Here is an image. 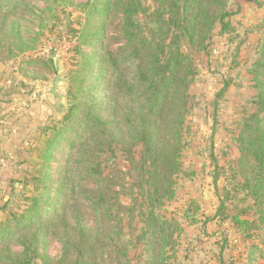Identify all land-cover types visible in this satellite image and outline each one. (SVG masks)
<instances>
[{
    "label": "trees",
    "instance_id": "obj_1",
    "mask_svg": "<svg viewBox=\"0 0 264 264\" xmlns=\"http://www.w3.org/2000/svg\"><path fill=\"white\" fill-rule=\"evenodd\" d=\"M15 1L0 0V13L7 14ZM145 1L90 0L82 6L84 23L78 36L60 17L70 0H53L49 6L41 27L46 31L60 27L79 44L75 48L79 60L68 74L71 103L61 119L50 120L48 115L30 136L31 142L18 130L25 119L13 124L18 114L8 113L0 129V153L11 150L12 138L28 147L27 159L17 164L24 167L17 181L20 188L0 206V264H55L44 251L38 253L40 238L57 227L65 229L69 216L79 227L78 240L70 247L77 255L71 264L177 260L182 228L170 206L177 198L182 154L188 146L190 88L197 75L194 60L207 51L217 24L221 33L226 32L230 14L222 9L225 0ZM216 7L217 16L211 13ZM113 13L121 15L125 39L116 51L100 42ZM81 45L90 52H82ZM262 45L264 40L257 51L264 59ZM258 65L251 100L255 111L239 124L236 168L221 187L214 215L216 222H228L251 242L245 247V264L264 260V81L258 78L264 64ZM31 109L35 115L46 108ZM64 145L53 179L54 153ZM114 148L127 154L134 175L132 184L119 185L120 190H115L118 185L102 160ZM217 180L218 175L214 184ZM85 185L95 188L92 196L85 193ZM80 198L90 202L94 229L81 226ZM198 209L194 205L191 216L182 214L190 225L198 223L194 218ZM13 244L22 252L13 253Z\"/></svg>",
    "mask_w": 264,
    "mask_h": 264
},
{
    "label": "rangeland",
    "instance_id": "obj_2",
    "mask_svg": "<svg viewBox=\"0 0 264 264\" xmlns=\"http://www.w3.org/2000/svg\"><path fill=\"white\" fill-rule=\"evenodd\" d=\"M52 1L16 0L14 8L7 14L0 13V129L8 113L11 116L18 114V120L14 119L13 124L17 126L20 119H25V125L19 126L18 130L22 129L30 142V136L39 130L48 115L50 120L62 118L49 106L41 88V83L52 77L49 61L59 69L69 109L68 74L79 60L75 53L78 40L59 31L60 27L52 31L41 27L47 20ZM141 1L146 4L145 0ZM88 2L90 0H70L71 6L60 16L70 23L73 36L79 35L84 23L82 6ZM222 6L223 11L230 14L226 32L221 33L217 24L207 51L194 60L197 75L190 88L193 105L187 118L188 146L182 154L183 172L177 178V198L170 206L182 228L177 260L173 264H245V247L251 243L228 222H216L214 215L221 187L230 180L232 170L236 168L239 153L235 137L239 124L255 111L251 103L255 95L253 78L260 73L258 62L264 64L257 51L264 40V0H225ZM219 11L220 7H216L211 13L217 16ZM121 24V15L113 13L100 37L105 48L116 51L124 44ZM248 27L254 31H248ZM79 48L84 53L90 52L84 45ZM261 49L264 51V45ZM258 78L264 81V74ZM35 106L46 109L30 114ZM27 148L16 149L18 161L27 159ZM64 149L65 145L58 148L61 152L54 153L50 171L53 179ZM102 160L105 172L118 185L115 190H120L119 185L132 184L134 175L123 150L114 148L104 153ZM23 168L13 165L8 156H0V206L11 198L12 193L18 192L20 184L17 181L23 175ZM216 175L218 180L214 184ZM84 189L91 196L95 191L91 185H85ZM49 196H53V190ZM78 204L82 228H96L90 202L80 198ZM194 205L199 207L194 215L198 223L190 225L182 214L191 216ZM76 229L79 227L69 216L65 229L57 227L52 234L40 238L42 247L38 253L44 251L55 264L75 262L77 255L70 247L78 240ZM12 251L20 253L22 247L13 244ZM259 263L264 264V260Z\"/></svg>",
    "mask_w": 264,
    "mask_h": 264
},
{
    "label": "water",
    "instance_id": "obj_3",
    "mask_svg": "<svg viewBox=\"0 0 264 264\" xmlns=\"http://www.w3.org/2000/svg\"><path fill=\"white\" fill-rule=\"evenodd\" d=\"M52 77L51 79L41 83V88L46 101L52 110L58 115L63 117L67 114L68 109L66 107V94L63 88V79L59 74V69L52 61H49Z\"/></svg>",
    "mask_w": 264,
    "mask_h": 264
},
{
    "label": "crops",
    "instance_id": "obj_4",
    "mask_svg": "<svg viewBox=\"0 0 264 264\" xmlns=\"http://www.w3.org/2000/svg\"><path fill=\"white\" fill-rule=\"evenodd\" d=\"M20 126H21V124H20ZM19 131H20V133L23 132V130H21V129H19ZM10 144H11V150L8 151L7 153L1 152L0 156H2V155L8 156L10 161L13 163V165H17L20 161H18V158L15 155L16 149L20 148L22 146H26V144L19 143L18 139H16V138H12Z\"/></svg>",
    "mask_w": 264,
    "mask_h": 264
}]
</instances>
